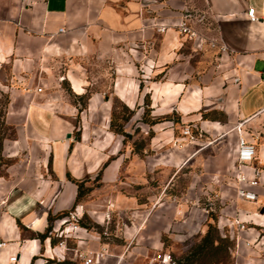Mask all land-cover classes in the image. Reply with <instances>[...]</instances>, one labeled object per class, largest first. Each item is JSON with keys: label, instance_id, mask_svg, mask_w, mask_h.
I'll return each instance as SVG.
<instances>
[{"label": "crops", "instance_id": "1", "mask_svg": "<svg viewBox=\"0 0 264 264\" xmlns=\"http://www.w3.org/2000/svg\"><path fill=\"white\" fill-rule=\"evenodd\" d=\"M198 10L209 18L211 37L230 49L210 53V60L201 53L207 43L187 40L176 26ZM189 21L201 29L197 18ZM0 86L9 94L8 119L45 148L47 165V176L0 179V264H41L54 247L49 235L40 238L49 216L77 202L79 182L101 171L111 181L118 161L105 164L123 146L110 128L114 99L136 109V119L147 99L152 119L158 117L137 125L146 146L130 153L123 169L133 185L163 190L183 172L189 180L178 206L163 195L114 196L113 206L133 207L128 238L135 245L109 247L99 264L133 261L150 249L164 253L161 235L176 236L175 211L191 207L184 222L201 227L209 217L198 201L211 191L219 197L220 233L238 239L235 264H264V0H0ZM187 126L190 135L182 133ZM239 135L256 147L241 166L247 177L259 176L253 201L235 191ZM156 200L163 202L140 227ZM236 211L249 221L247 230L234 226ZM95 214L100 224L104 217ZM76 232L79 254L106 245L89 229Z\"/></svg>", "mask_w": 264, "mask_h": 264}, {"label": "rangeland", "instance_id": "2", "mask_svg": "<svg viewBox=\"0 0 264 264\" xmlns=\"http://www.w3.org/2000/svg\"><path fill=\"white\" fill-rule=\"evenodd\" d=\"M204 13V11L198 10L197 13L195 12V15L186 13L185 16H193L198 19V22L202 23L199 32L203 38L207 39L203 41V43H207V45L202 47L201 53L204 54V56H211L210 53H212V58H214V56L221 51L218 46H211L209 42H218L220 39L219 37L214 38L213 33L211 37L209 18ZM187 40L189 39L187 38ZM210 56L206 58L210 60ZM76 99L81 104L78 106L84 107L85 97H76ZM8 103L9 94L0 86V179L19 176L29 178L34 176L33 173H39V171H41V175L39 173L36 174V176H47L46 162L41 160L42 155H45V148L40 146L39 141L31 136L24 126L19 127L17 123L8 119L10 106ZM146 103L147 99H145L142 114L136 119V109L129 108L119 99L113 100L110 115V123H112L111 130L117 129L118 126H121L123 129V133H118L123 137L122 149L119 151V154L111 157L105 164V167H109L112 161H118L114 169L113 178L111 181L105 182L101 171L97 175L81 181L79 183L80 187L78 190L79 196L77 202L70 209L49 216L46 233L50 236L51 243L54 247L52 252L47 254V257H44L41 261H38V263L79 264L76 259L84 260V255L86 254H79L76 249L78 246L76 241L78 232L76 231L81 228L89 229L97 234L100 242L106 244L103 246L106 247V249L111 246H125L126 249L134 246V243L131 245L133 239L128 238L130 235L129 231L133 228V220L135 217L133 215V207L120 209L117 206H113L111 199H114V196H133V193H135L138 195L139 200H143L149 196V194H156L155 196H157V198L163 195V201L165 200L164 198L167 197L171 202H175L177 206L182 203L180 198L187 192L186 188L189 180L188 173H179L174 178L173 184L168 188L163 190L153 188L150 191H146L139 188L137 189L129 178L130 175L123 170L126 168V165L129 164L128 155L133 153V151L141 152L146 146L147 134H143L140 127L137 126L140 122L149 123L147 120L152 119L150 108L148 105H145ZM157 118H155V120ZM42 152H44V154H42ZM41 167L43 170H41ZM214 199L215 198L211 196L205 195L202 199H199L198 205L208 214L209 212L216 214L219 205ZM163 201H160V203ZM157 202L158 200H156V203ZM156 203L148 207L149 210L144 213V217L139 223L140 227L145 220V215L160 206V203ZM77 207H79L78 216H76V219H72L70 217V212L74 211ZM190 209L191 207L180 206L179 211H175L173 226L176 236L168 233H163L161 235L163 250L171 255L174 262L171 264H175L177 259H182L189 249L199 242L207 231L209 218L204 221V223L202 222L203 225L201 227L197 228V226H195L194 228L188 229L187 224L189 223L184 222V220L190 217ZM96 212H99V215H103L104 217L100 224L94 218ZM74 225H77V227L74 228ZM259 228L260 231L264 229V227ZM126 239H130L129 242ZM230 239L233 245L229 250V257L223 264H235L234 247L236 246V241L235 239ZM158 252L160 251L150 249L143 254L136 253L133 256V261H130V258H125L126 260L124 259L120 264H159L157 259Z\"/></svg>", "mask_w": 264, "mask_h": 264}, {"label": "built area", "instance_id": "3", "mask_svg": "<svg viewBox=\"0 0 264 264\" xmlns=\"http://www.w3.org/2000/svg\"><path fill=\"white\" fill-rule=\"evenodd\" d=\"M247 15L250 18L251 21H257L258 17L254 13V9L252 7H249L247 9ZM177 30L179 33L184 36V38L188 39H196L198 42L203 43V41H206L207 39L203 38L198 30H196L189 21V16H182V18L179 20V22L176 24ZM158 31L163 32L165 30V27H160L157 29ZM59 31H63V29H59ZM211 46H218L220 51H229V46L225 44L223 41H210L209 42ZM234 82H238V78L234 77ZM42 89L40 87H37V91L40 92ZM182 133L184 135H190L191 130L187 126L183 129ZM256 153V147L255 144L245 139L244 136L239 135L238 136V145H237V151H236V195L244 200L253 201L257 198V193L255 191V187L259 185V176L254 174L252 177H247L246 174L241 170V166L250 163ZM208 196H211L212 198H219L218 195L215 192H210ZM79 207H77L74 211L70 212V217L72 219H76L77 213L79 212ZM232 222L234 226L236 227L237 231H245L248 229L249 221L242 217V213L239 211H236L234 216L232 217ZM74 228L77 227V225L73 226ZM237 236L235 237V241L237 242ZM4 243L0 241V246H2ZM247 244H249L247 242ZM108 254V251L106 247L101 248L98 251H91L89 255H84V264H99L100 261ZM16 256L13 255L10 257V262L16 261ZM157 259L159 261V264H171L174 263L171 255L169 253H157Z\"/></svg>", "mask_w": 264, "mask_h": 264}, {"label": "trees", "instance_id": "4", "mask_svg": "<svg viewBox=\"0 0 264 264\" xmlns=\"http://www.w3.org/2000/svg\"><path fill=\"white\" fill-rule=\"evenodd\" d=\"M85 96L86 95H81L79 98ZM154 121L155 119L147 120L149 123ZM111 126L112 123H110V128ZM113 131L115 133H123L121 126H118V128ZM79 183L77 184L78 190L80 187ZM78 196L79 192L77 193L76 200H78ZM208 217L207 231L201 237L200 241L194 244L182 259H177L175 264H223L227 260L233 242L227 235L223 236L220 234L216 225V214L209 212ZM46 234L47 233L40 235V238H44ZM261 234H264V229H262Z\"/></svg>", "mask_w": 264, "mask_h": 264}]
</instances>
